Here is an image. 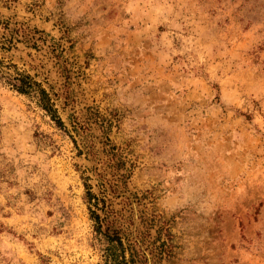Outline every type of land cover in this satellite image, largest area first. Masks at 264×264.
<instances>
[{
	"label": "rangeland",
	"instance_id": "1",
	"mask_svg": "<svg viewBox=\"0 0 264 264\" xmlns=\"http://www.w3.org/2000/svg\"><path fill=\"white\" fill-rule=\"evenodd\" d=\"M90 208L133 264H264V0H0V264H109Z\"/></svg>",
	"mask_w": 264,
	"mask_h": 264
},
{
	"label": "trees",
	"instance_id": "2",
	"mask_svg": "<svg viewBox=\"0 0 264 264\" xmlns=\"http://www.w3.org/2000/svg\"><path fill=\"white\" fill-rule=\"evenodd\" d=\"M7 83L18 93H34L37 97L40 107L50 115L52 120H54L59 127H64L60 118H58L56 115V111L54 110L46 91L41 88L37 82L33 81L29 75L22 72H16L15 75L7 78ZM86 196L89 205L99 207L100 200L97 199L96 196H94L89 191L86 193ZM101 202L104 203L103 200H101ZM100 209H104L103 205L100 207ZM90 217L94 221L95 232L102 236L106 243L104 248L106 262L109 264H128L131 262L133 264V259L130 258V261H128L125 256L126 248L123 244L122 237L118 234V231H112L108 226L105 228V230H102V220L96 211L92 210L91 208Z\"/></svg>",
	"mask_w": 264,
	"mask_h": 264
}]
</instances>
